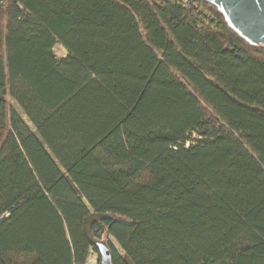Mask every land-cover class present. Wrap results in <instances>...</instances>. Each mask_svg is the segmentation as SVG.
<instances>
[{
	"label": "trees",
	"instance_id": "trees-1",
	"mask_svg": "<svg viewBox=\"0 0 264 264\" xmlns=\"http://www.w3.org/2000/svg\"><path fill=\"white\" fill-rule=\"evenodd\" d=\"M100 243L264 264V47L206 2L0 0V264Z\"/></svg>",
	"mask_w": 264,
	"mask_h": 264
},
{
	"label": "water",
	"instance_id": "water-1",
	"mask_svg": "<svg viewBox=\"0 0 264 264\" xmlns=\"http://www.w3.org/2000/svg\"><path fill=\"white\" fill-rule=\"evenodd\" d=\"M214 6L245 42L264 47V0H199ZM100 264H112L109 248L97 245Z\"/></svg>",
	"mask_w": 264,
	"mask_h": 264
},
{
	"label": "rangeland",
	"instance_id": "rangeland-1",
	"mask_svg": "<svg viewBox=\"0 0 264 264\" xmlns=\"http://www.w3.org/2000/svg\"><path fill=\"white\" fill-rule=\"evenodd\" d=\"M54 52H55V54H56V56L58 58H63V57H65L67 55V52H66L65 48L63 46H61L60 44H58V45H56L54 47ZM10 102H11V106L13 108L17 109L18 112L23 116L25 121L28 122V120L26 119V117L23 115V113L21 112L20 108L18 107V105L12 100ZM109 238H111V237H108L106 235V236L103 237L102 241L105 243L107 240H109ZM110 240H112L114 243H116L114 241V239H110ZM98 261H99V257L94 252H91L87 264H98Z\"/></svg>",
	"mask_w": 264,
	"mask_h": 264
},
{
	"label": "built area",
	"instance_id": "built-area-1",
	"mask_svg": "<svg viewBox=\"0 0 264 264\" xmlns=\"http://www.w3.org/2000/svg\"><path fill=\"white\" fill-rule=\"evenodd\" d=\"M186 4H187V2L186 1H184Z\"/></svg>",
	"mask_w": 264,
	"mask_h": 264
}]
</instances>
